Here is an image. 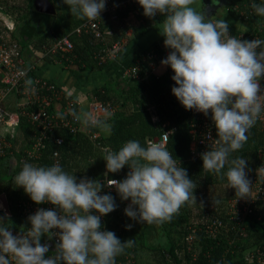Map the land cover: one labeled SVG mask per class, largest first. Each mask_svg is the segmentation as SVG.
Returning a JSON list of instances; mask_svg holds the SVG:
<instances>
[{
    "label": "trees",
    "instance_id": "trees-1",
    "mask_svg": "<svg viewBox=\"0 0 264 264\" xmlns=\"http://www.w3.org/2000/svg\"><path fill=\"white\" fill-rule=\"evenodd\" d=\"M205 1L196 0L194 5L205 15L206 22L224 19L229 24V35L248 41L264 40V16H258L251 7L253 3L264 4V0H227L223 6L225 11L216 10L211 15H207ZM112 3L109 6L111 3L106 2L105 10L96 18L103 33L97 36L94 30L86 29L88 20L72 15L63 0H0V12L15 22L11 38L21 43L27 65L35 62L33 57L38 52L45 60L61 61L62 68L66 65L72 76L79 71L87 74L80 76V82H76L74 76L75 82L69 79L76 92L84 94L82 104L74 99L76 92L65 89L51 102L49 109L59 108L64 113L63 107L71 100L73 110L82 115L89 112L90 102L96 99L113 105L112 110L97 117L101 120L107 117L110 133L81 121L74 122L78 126L76 130L54 127L43 137V144L36 148V156L28 153L35 148L42 128L27 114L21 113L22 106H15L20 119L17 130L7 135L11 146L0 162V216L10 218L4 226L24 228L30 224L20 212V203L28 195L14 183L24 163L50 167L56 165L58 159V165L75 175L78 181L86 177L106 185L108 178L122 181L130 171L126 165L118 173L105 174L106 150L118 152L130 140L147 147L150 138L167 132L169 140L165 149L187 170L196 185V200L183 205L170 222L148 225L129 218L125 208L130 200L122 201L114 187L111 190L105 186L103 194H111L117 207L101 220L103 229L114 232L122 242L134 241L116 257V264H141L144 261L141 247L152 250L156 264H244L249 253L264 248V198L252 203V209L244 219L231 217L229 201L235 197V189L226 187V175L221 179L203 170L201 154L214 144L207 147L199 143L201 132L211 131L215 139L218 138L211 112L206 117L195 110H186L172 93L176 86L171 79L174 71L161 63L171 51L165 47V38L160 34L164 17L160 14L154 18L146 17L142 6L135 1L113 0ZM37 12L47 15L43 27L32 25ZM77 27L82 31L78 32ZM67 34L74 42L72 50L53 52L51 45L55 39ZM115 43H119V48L114 56L108 50ZM121 53L129 60L126 66H122L124 59L116 60ZM95 71L102 72L103 76L94 78ZM54 83L58 90L61 89L55 80ZM41 104H26L25 109H36ZM262 114L263 117L248 131L247 142L229 156V161L236 157L246 159L251 189L260 179L256 170L264 166V111ZM59 137L63 138L62 142H58ZM193 142L198 151H203L193 155ZM229 167L230 163L226 164L222 173L226 174ZM4 173H9V177L4 178ZM217 200L219 203H214ZM214 217L221 219L222 224L212 235L205 226ZM131 223L133 226L129 230L127 225Z\"/></svg>",
    "mask_w": 264,
    "mask_h": 264
},
{
    "label": "clouds",
    "instance_id": "clouds-1",
    "mask_svg": "<svg viewBox=\"0 0 264 264\" xmlns=\"http://www.w3.org/2000/svg\"><path fill=\"white\" fill-rule=\"evenodd\" d=\"M63 3L72 15L88 21L100 17L106 7V0ZM138 3L146 17H164L160 34L171 51L161 63L175 73L171 77L176 84L172 93L186 110L206 117L211 112L218 138L208 136L214 146L201 154L203 170L221 179L226 175V187L235 189V197L248 199L252 182L246 172L247 161L243 157L229 161V156L247 142L248 131L264 111V40L229 35L224 19L206 22L205 15L192 7L196 0ZM251 7L258 16H264V4L253 3ZM32 83L26 80V89ZM74 116L85 125L111 132L107 117L97 119L89 112ZM104 160L105 174L118 173L127 165L130 171L126 178L111 179L105 185L86 177L78 181L58 164L45 167L24 163L14 178L16 187H22L37 205L51 203L54 209L38 208L28 217L31 227L17 235L4 226L10 218L0 216V264H116V257L134 241L122 242L114 232L103 230L101 217L117 207L111 194H101L105 186L114 187L122 201L130 200L125 208L129 218L148 225L170 222L183 205L196 200V185L163 145L143 147L139 141L130 140L118 152L106 150ZM229 163L226 174L222 173ZM256 171L264 178V166ZM44 236L57 241L51 256H46L51 245L41 243Z\"/></svg>",
    "mask_w": 264,
    "mask_h": 264
},
{
    "label": "built area",
    "instance_id": "built-area-1",
    "mask_svg": "<svg viewBox=\"0 0 264 264\" xmlns=\"http://www.w3.org/2000/svg\"><path fill=\"white\" fill-rule=\"evenodd\" d=\"M129 2L138 0H128ZM107 4L111 3L109 6L113 5V0H106ZM126 4V3H125ZM116 6V5H115ZM86 29L94 30L95 35L102 36V29L100 26V22L86 21L85 22ZM15 29V22L10 18L6 17L5 14L0 12V162L7 156L8 148L11 146V141L7 137L8 133L13 134L16 131V126L18 124V120L14 122H10V117L12 116L8 109L5 107V100L9 94H15L17 98V103L15 106H22V112L27 114L29 119L38 124L42 130L39 136V140L35 143V148L29 150V155L36 156L38 146L43 144V137L48 135V130H52L54 127L66 126L70 127L71 130H76L78 126L74 123L77 121L75 119L74 114L78 115L74 110L73 106L70 102H68L65 107H63L64 113H61V110L58 109H49L51 102L55 100L57 96L60 97L62 92L61 89L58 90L56 83L51 81L50 79L43 77L35 72L37 68V63L33 62L32 64L27 65V60L22 52V45L19 41L11 38V32ZM76 30L78 32L82 31L81 27H77ZM51 50L53 52L62 51L66 52L72 50L74 47V42L72 38L67 34L61 37H57L55 41L51 45ZM119 48V43H115L113 48H110L108 52L111 55H116V51ZM34 71L31 73L30 71ZM23 72L24 75H20ZM31 79L33 81L32 85L26 89L25 81ZM261 86L264 88V80H261ZM23 98V101L19 100ZM69 101V100H68ZM33 102L42 103L36 109L26 110V104H30ZM262 103H264L262 101ZM113 105L106 104L101 100H93L89 104V113H92L94 117H98L100 114L106 113L108 110H112ZM20 112H17L19 115ZM64 114V115H63ZM263 117V114L261 115ZM206 120L205 122H207ZM204 122V125H205ZM203 125V126H204ZM84 125L81 126L83 128ZM195 130V129H194ZM97 134V133H96ZM95 134V135H96ZM201 137L198 142L204 144L208 147V144H214L213 140L208 138L211 135L212 139H215L213 133L211 131L203 130L201 132ZM169 140L168 133L163 132L160 136L152 137L148 140V145L152 143H157L163 145L165 148L167 146V142ZM63 138L59 137L58 142H62ZM191 151L194 154H199L203 150L197 149L196 144L193 142V146H191ZM58 154V151L55 152ZM23 160L25 157L22 158ZM179 164V162L177 161ZM56 164H59L58 159L56 160ZM117 180V178H108L106 180V185L110 182V180ZM108 187V186H106ZM111 190L113 187H108ZM103 189L101 194H103ZM264 198V178H260L255 181L253 189H251L250 197L248 199H239L238 197H234L229 201V213L231 217L236 220L244 219L248 212L252 209V203H254L257 199ZM54 209V206L51 203H45L41 205H37L33 202L28 195L26 199H23L20 203V212L21 214L28 219V217L34 214L38 208ZM104 216L101 217V220ZM222 224V220L214 217L205 227L206 230L215 235L219 230L220 225ZM31 225L24 228H10L14 235L19 234L20 231L26 232L27 228H30ZM104 230V229H103ZM58 231V230H57ZM44 238V239H43ZM41 243H48L51 245L49 253L46 256H51L55 251L56 239L53 238L49 240L47 236L42 237ZM244 264H264V248L257 249L256 253H249V257L244 262Z\"/></svg>",
    "mask_w": 264,
    "mask_h": 264
},
{
    "label": "crops",
    "instance_id": "crops-1",
    "mask_svg": "<svg viewBox=\"0 0 264 264\" xmlns=\"http://www.w3.org/2000/svg\"><path fill=\"white\" fill-rule=\"evenodd\" d=\"M38 52H36V56L33 57V60L37 63V68L35 70V72L43 77H46L48 79H51L54 80L57 82V84H59V86L61 87V90L60 92H64L65 89H70L72 90L71 92H76L77 89L76 87L73 85V83L70 82V78L72 80V77H76L75 80L76 82H80V75L78 73H73V76H72V71L69 72L68 71V67L65 65L64 68H62V73L60 74V71H59V74H57V71H56V67L57 66H53V64H57V65H62L61 61H50V60H45L42 55H40L39 53L37 54ZM34 54V53H33ZM32 58V57H31ZM120 59H124L123 61V65L122 66H126L127 65V62H129V60L127 61V57L125 58L123 56V54L121 53L119 55V57L116 59L117 62L120 60ZM62 67V66H61ZM160 68L162 69V66L160 65ZM60 69V68H59ZM86 73V72H85ZM94 73V78H101L103 76L102 72H93ZM55 74L56 77L53 75ZM87 75V74H86ZM72 82H75L74 80H72ZM73 89H75L73 91ZM77 94H75V100L77 99L79 101L80 104H82V101H83V98H84V94L80 93L78 94V92H76ZM11 95V94H10ZM19 100L23 101L22 98H20ZM12 101V103H11ZM17 103V98H16V95L15 94H12L10 97L7 96L6 100H5V107L6 109H10L8 112L12 115L10 117V122H14V121H19V116L17 114V111H16V105ZM10 104V105H8ZM8 106V108H7ZM82 107V106H81ZM16 130H17V126H16ZM28 226V225H27ZM26 227V226H25Z\"/></svg>",
    "mask_w": 264,
    "mask_h": 264
},
{
    "label": "rangeland",
    "instance_id": "rangeland-1",
    "mask_svg": "<svg viewBox=\"0 0 264 264\" xmlns=\"http://www.w3.org/2000/svg\"><path fill=\"white\" fill-rule=\"evenodd\" d=\"M225 0H217V1H215V3L213 4L212 3V0H210V2H209V9L210 10H212L213 8H215L216 10H220V11H225L226 10V8L225 7H223L224 5H225V3L227 2V0L224 2ZM194 6V8H195V5H192V7ZM195 9H197V8H195ZM46 19H47V15L46 14H42V13H35V15H34V17L32 18V25H34V26H45L46 24L44 23L45 21H46ZM33 26V27H34ZM36 29V28H35ZM129 32H131V30H129ZM53 66H57L56 67V71H57V74L56 75H58L59 74V71H60V74L62 73V67L60 66V65H57V64H53ZM60 68V69H59ZM80 76L81 75H85L86 73L84 72V71H79V73H78ZM55 77H56V75L55 74H53ZM11 95L9 94L8 95V97H10ZM23 99V98H22ZM11 103H12V101H11ZM5 105V104H4ZM8 105H10V104H8ZM7 108H8V106H7ZM10 109H8V111H9ZM9 177V173H4V178H8ZM131 225H132V223H131ZM133 226V225H132ZM132 229V228H131ZM130 229V230H131ZM140 250L144 253V256L142 257L143 259H144V261L141 263V264H156L155 263V260H154V258H153V256H152V253H151V249H148V248H140ZM140 260V259H139ZM142 261V260H141Z\"/></svg>",
    "mask_w": 264,
    "mask_h": 264
},
{
    "label": "water",
    "instance_id": "water-1",
    "mask_svg": "<svg viewBox=\"0 0 264 264\" xmlns=\"http://www.w3.org/2000/svg\"><path fill=\"white\" fill-rule=\"evenodd\" d=\"M215 1H217V0H215ZM209 2H210V0L205 1V9H206L207 15H211L216 11L215 8H213L212 10L209 9V5H208ZM5 203H6V200H5Z\"/></svg>",
    "mask_w": 264,
    "mask_h": 264
},
{
    "label": "flooded vegetation",
    "instance_id": "flooded-vegetation-1",
    "mask_svg": "<svg viewBox=\"0 0 264 264\" xmlns=\"http://www.w3.org/2000/svg\"><path fill=\"white\" fill-rule=\"evenodd\" d=\"M225 2V1H224Z\"/></svg>",
    "mask_w": 264,
    "mask_h": 264
}]
</instances>
